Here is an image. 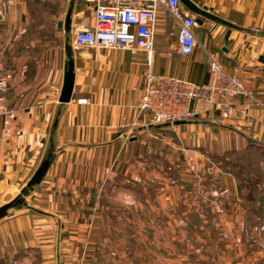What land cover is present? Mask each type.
Instances as JSON below:
<instances>
[{
	"label": "crops",
	"instance_id": "0c3cea01",
	"mask_svg": "<svg viewBox=\"0 0 264 264\" xmlns=\"http://www.w3.org/2000/svg\"><path fill=\"white\" fill-rule=\"evenodd\" d=\"M192 1L237 29L226 40L227 27L204 20L194 53L181 57L175 51L178 25L161 10L149 67L140 51L73 46L76 32L95 22L94 5L85 0H7L0 16V69L12 72L13 81L3 96L8 112L0 118V206L21 193L43 160L49 162L25 198L27 206L0 219V264H90L81 244L94 237L90 229L97 221L111 226L116 204L106 196L113 189L144 196L149 164L153 180L167 182L169 205L193 168L224 175L223 165L231 163L237 188L254 173L264 178V38L253 33L264 32V0ZM210 55L252 97L239 95L231 105L193 102L194 119L153 124L140 109L147 71L202 85L209 80ZM70 62L74 88L63 104ZM160 160L169 166L166 177L158 171Z\"/></svg>",
	"mask_w": 264,
	"mask_h": 264
},
{
	"label": "rangeland",
	"instance_id": "374dc122",
	"mask_svg": "<svg viewBox=\"0 0 264 264\" xmlns=\"http://www.w3.org/2000/svg\"><path fill=\"white\" fill-rule=\"evenodd\" d=\"M160 162L158 171L166 177L169 166ZM207 168H193L169 205L167 182L153 180L149 164L143 179L146 194H119L113 189L106 196L116 204L110 212L111 226L97 221L90 229L94 237L81 244V253L90 264H264V178L254 173L237 188L230 176L231 163L223 165L224 175ZM139 203L143 211L137 209ZM99 215L96 212V220L102 218Z\"/></svg>",
	"mask_w": 264,
	"mask_h": 264
},
{
	"label": "built area",
	"instance_id": "2783aa9c",
	"mask_svg": "<svg viewBox=\"0 0 264 264\" xmlns=\"http://www.w3.org/2000/svg\"><path fill=\"white\" fill-rule=\"evenodd\" d=\"M94 5V25L76 32L73 46L98 50H134L147 55L149 67L155 49L157 18L166 11L178 25L176 53L188 57L194 53L199 41L196 29L201 26L199 18L190 13L181 0H85ZM7 0H0V16ZM209 80L199 85L168 74L148 70L144 77L142 111L148 112L153 124H173L190 121L197 111L193 102L205 105L227 104L244 95L252 97L242 80L229 74L215 55H210ZM13 81L9 70L0 69V118L8 112L4 93ZM87 103V100H78ZM246 104L241 112L249 110ZM8 264H22L12 259Z\"/></svg>",
	"mask_w": 264,
	"mask_h": 264
},
{
	"label": "water",
	"instance_id": "95a60500",
	"mask_svg": "<svg viewBox=\"0 0 264 264\" xmlns=\"http://www.w3.org/2000/svg\"><path fill=\"white\" fill-rule=\"evenodd\" d=\"M182 4L192 13H194L202 23L204 20H209L212 22H215L219 25L225 26L228 28L227 34H226V40L229 39V36L232 32V30L237 29V27L224 20L218 15L213 14L207 6H199L192 0H181ZM70 24H71V12L68 13L67 19H66V25L67 30H70ZM255 36L264 38V32L260 30H256L253 32ZM73 88H74V73H73V63L70 62L68 66V70L66 72L64 86L62 89V93L60 96V102L65 104L69 103L72 99L73 94ZM183 121H178L173 124H182ZM49 160H43L41 164L37 167L36 171L34 172L33 176L29 179V181L26 183L25 187L22 189L21 193L14 198L12 201L7 202L0 206V219L7 216L9 211L13 208L26 205L27 202L25 198L28 196V194L34 189V186L38 183L40 178L42 177L45 169L48 166ZM33 209V207H30Z\"/></svg>",
	"mask_w": 264,
	"mask_h": 264
}]
</instances>
